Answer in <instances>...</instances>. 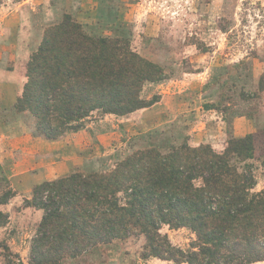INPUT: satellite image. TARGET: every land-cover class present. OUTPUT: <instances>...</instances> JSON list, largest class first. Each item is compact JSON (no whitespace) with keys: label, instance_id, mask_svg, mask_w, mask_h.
Segmentation results:
<instances>
[{"label":"trees","instance_id":"trees-1","mask_svg":"<svg viewBox=\"0 0 264 264\" xmlns=\"http://www.w3.org/2000/svg\"><path fill=\"white\" fill-rule=\"evenodd\" d=\"M26 78L15 108L35 117L37 135L56 141L84 129L94 113L125 116L152 106L156 100L142 99V87L161 81L162 73L124 37L88 35L66 16L31 55ZM162 133L127 138L122 152L96 160L99 169L35 185L24 206L42 211V217L28 264H63L138 239L142 260L264 261V189L254 191L253 163L264 168L260 134L231 138L216 152L210 145L190 146L187 137L181 143L160 138ZM12 196L8 192L0 204ZM6 223L7 216L0 226ZM163 227L187 229L195 239L187 249L175 247ZM5 253L8 264L11 254Z\"/></svg>","mask_w":264,"mask_h":264},{"label":"rangeland","instance_id":"rangeland-1","mask_svg":"<svg viewBox=\"0 0 264 264\" xmlns=\"http://www.w3.org/2000/svg\"><path fill=\"white\" fill-rule=\"evenodd\" d=\"M66 16L88 35L124 37L162 73L161 81L141 91L142 99L156 103L125 116L94 113L82 129L92 138L80 150L63 141L65 134L56 141L37 135L35 117L15 108L31 55ZM155 129L163 132L160 138L181 143L187 137L190 146L210 145L216 152L231 138L257 133L264 146V0H0V202L13 194L0 204V222L7 216L0 226V264H6L5 247L8 264H28L42 217L24 206L35 185L99 169L97 159ZM253 163L258 192L264 168ZM161 232L181 249L195 239L184 228ZM142 245V239L115 243L63 264H175L142 260Z\"/></svg>","mask_w":264,"mask_h":264},{"label":"crops","instance_id":"crops-1","mask_svg":"<svg viewBox=\"0 0 264 264\" xmlns=\"http://www.w3.org/2000/svg\"><path fill=\"white\" fill-rule=\"evenodd\" d=\"M13 76H15V75H13ZM11 77L12 78V82H10V84L13 86V89L15 90V91H17V89L19 88V87H17V85H15L14 84V77ZM26 81H24V79H20V81H19V85H23L24 83H25ZM16 93V92H15ZM16 99H17V97L15 96H13V98H11V100H12V103H14L15 101H16ZM25 133H26V131H25ZM29 136V135H28ZM90 135L87 133V131L86 130H81V131H78V132H75V133H69V134H65V136H63L62 137V139H63V141H65V142H67V143H69L70 144V146L71 147H73V148H76V149H78V150H80V149H82V148H84L87 144H88V142H89V140H90ZM92 138V137H91ZM30 139H32V137H30ZM54 142H52L51 144H53ZM53 170V169H52ZM67 165H64L63 166V169H62V171H61V173H62V175H64V174H66L67 173ZM36 184H38L37 183V181H34ZM39 212V211H38ZM255 264H264V261H262V262H257V263H255Z\"/></svg>","mask_w":264,"mask_h":264}]
</instances>
